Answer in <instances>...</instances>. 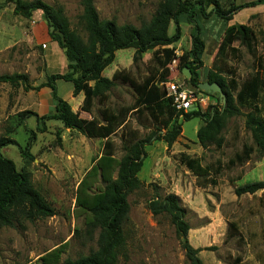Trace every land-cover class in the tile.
<instances>
[{"label":"rangeland","instance_id":"374dc122","mask_svg":"<svg viewBox=\"0 0 264 264\" xmlns=\"http://www.w3.org/2000/svg\"><path fill=\"white\" fill-rule=\"evenodd\" d=\"M43 1L61 8L69 28L82 40L87 38L79 0ZM161 1L94 0V5L100 19L139 27L149 21ZM244 1L250 0H219L223 8ZM0 4H3L0 8V75H27L25 85L0 83V137L12 138L18 144L3 147L1 153L14 162L17 170L29 172L33 186L55 211L52 216L33 221L17 217L13 226L2 227L0 264H40L41 255L61 244H64L61 260L77 259L97 248L98 230H90L84 224L85 213L77 207L76 195L86 170L103 151V139L67 129L60 121L42 122L33 115L21 116L24 110L37 112L40 105L46 113L50 112L46 90L34 87L45 82L52 73L65 72L66 59L58 45L61 54L55 50L56 43L46 41L50 38L47 28L39 25L41 20L44 22L41 11L23 17L13 13L12 3L0 0ZM237 24L243 26L244 33L234 36L232 46L237 52L227 54L223 75L227 81L233 79L240 84L259 69L262 62L264 77V5H258L241 9L229 22L214 15L200 21L204 51L197 72L201 82L206 78L225 30ZM180 27V39L169 46L174 48L176 58L192 49L193 25L182 23ZM173 32L174 24L170 22L168 33ZM248 43H251L249 48ZM154 50L143 53L135 62L134 49L117 50L115 59L102 75L111 78L113 72L119 70L141 82L153 70ZM168 68L167 81L197 92L184 78L177 59ZM71 88L69 81H56L58 95H66ZM107 94L104 104L96 97L93 99L91 113L82 111L80 106L72 110L78 112L80 118H100L99 109L109 107L116 112L121 107H130L135 100L132 88L120 80L115 81ZM216 94H202L208 96L207 105L200 106L203 111L212 105L220 107ZM241 111L247 112L244 108ZM244 121L243 114L225 118L216 137L219 142L216 143V139L202 146L197 138L198 128L204 124L201 117L189 120L180 117L181 133L171 146L155 139L144 145L146 156L138 173L141 185L127 196L129 212L122 223L125 243L117 264H187L168 216L153 215L147 207L152 197L169 193L175 194L187 210L186 221L190 226L187 238L193 247L201 249L198 256L203 264H264V189L240 196L234 192L237 186L264 180V157L253 143ZM127 126L137 131L138 138H144L156 124L146 113L138 117L131 112ZM31 131L33 139H30ZM110 139L114 144V156L120 159L125 153L121 130ZM28 143L32 160L23 157L19 149ZM244 144L253 147L250 158L242 164L228 166V160L241 151ZM182 153L198 158L202 166H210L209 175L195 176L181 163ZM89 182L94 191L104 185L99 176ZM230 223L233 228L229 227ZM207 247L211 249H205Z\"/></svg>","mask_w":264,"mask_h":264},{"label":"trees","instance_id":"16d2710c","mask_svg":"<svg viewBox=\"0 0 264 264\" xmlns=\"http://www.w3.org/2000/svg\"><path fill=\"white\" fill-rule=\"evenodd\" d=\"M82 6L81 19L87 38L82 40L78 34L69 28L68 21L61 8H56L43 0H5L12 3L13 13L30 17L33 11L43 13L47 34L63 51L66 59V70L63 73H52L47 80L35 89L46 88L54 101V113L38 115L36 112L24 110L22 117L35 116L37 121H60L63 127L76 130L90 138L103 139V151L94 159L80 181L76 195V205L84 213V224L90 230H98L97 248L89 254L77 259L61 260L64 244H61L39 257L40 264H117L124 247L122 223L127 219L129 203L127 196L139 188L141 181L138 173L146 156L144 145L152 140H163L167 147L171 146L181 133L178 119L189 120L199 116L203 125L198 128L197 138L202 146L215 141L225 118L243 114L245 127L250 131L253 143L264 157V77L260 68L247 79L238 84L235 80L227 81L223 75L226 58L229 52L236 53L232 46L235 35H243V26H228L225 30L211 67L206 72L205 82L217 83L225 94V102L216 94L220 107L214 105L206 110L195 106L186 113L175 110L171 98L161 83L167 81L168 66L177 59L180 71L187 67L191 77L187 82L196 88L197 92L210 94L198 89L201 65L200 57L204 51L203 30L200 21L211 15L224 22H229L233 15L244 8L264 5V0L244 1L238 5L223 8L219 0H162L148 22L139 27L125 23L118 25L112 20L100 19L94 0H79ZM3 4H0V8ZM170 22L174 24L173 34L168 33ZM182 23L192 24V49L176 58L174 48L181 37ZM251 43H248V48ZM134 49L133 61L155 48L152 53L153 70L141 81L136 82L124 71L115 70L111 78L102 75L104 69L115 59V52L120 49ZM218 63H222L218 65ZM69 81L72 84L73 96L83 93L80 105L82 111L91 113L93 99L100 104L108 99L107 92L115 85L116 80L128 83L135 93V100L130 107H121L116 112L109 107L99 109L100 118L84 119L74 112L67 101L58 96L57 80ZM186 79V78H185ZM202 81V82H204ZM0 83L11 86L26 84L27 75L19 73L1 74ZM247 110L242 113L241 109ZM134 112L140 117L146 113L156 124L144 138L137 137V131L127 129L129 114ZM43 129V128H42ZM124 129L125 130L124 132ZM121 130L123 150L120 159L114 156V144L110 137ZM163 130V132H162ZM34 132L31 131L30 139ZM219 139L216 140V143ZM17 145L8 137H0V229L13 226L15 218L33 221L37 218L49 217L55 214L53 207L33 186L29 172L17 170L14 162L1 153L7 145ZM29 143L24 148L19 147L23 157L30 160L33 156L28 151ZM253 147L242 145L227 162L228 166L242 164L250 158ZM181 163L197 177L208 176L210 166H202L198 158L188 154L180 155ZM99 176L104 183L102 189L93 190L89 180ZM214 183V182H213ZM264 189V180L245 183L237 186L235 194H254ZM153 215L166 214L174 227L180 246L184 251L187 264H203L198 256L200 248L193 247L187 235L190 229L186 221L187 210L180 205L178 197L169 193L163 197L154 196L147 203ZM233 228V224H229ZM205 249H211L207 247Z\"/></svg>","mask_w":264,"mask_h":264},{"label":"built area","instance_id":"2783aa9c","mask_svg":"<svg viewBox=\"0 0 264 264\" xmlns=\"http://www.w3.org/2000/svg\"><path fill=\"white\" fill-rule=\"evenodd\" d=\"M166 91V96L171 98L172 106L180 112H188L191 107L203 106L208 103V96L203 93L186 90L180 84L173 81L161 83Z\"/></svg>","mask_w":264,"mask_h":264},{"label":"crops","instance_id":"0c3cea01","mask_svg":"<svg viewBox=\"0 0 264 264\" xmlns=\"http://www.w3.org/2000/svg\"><path fill=\"white\" fill-rule=\"evenodd\" d=\"M39 25H40V27H46V25H45V23L41 20L40 21V23H39ZM46 41H48V42H51V43H55V42H53V41H51L50 39H47ZM56 45L57 44H55V50L57 51V52H59L60 54H61V51L56 47ZM47 47H48V45H47V42L45 43V49H47ZM49 64V63H48ZM48 64H47V66H48ZM66 65V64H65ZM65 70H66V68H65ZM64 70V71H65ZM59 80H61V79H59ZM45 90H46V92H44L46 95H47V100H48V102L50 103V105H51V110H50V112H45L44 111V106H42V105H40L39 106V108H38V111L36 112L38 115H48V114H53L54 113V101H53V99L52 98H50L51 96H50V94H49V91L46 89V88H44ZM81 94L82 93H79L78 95H76V96H73V93H72V88L66 93V95H58V96H60L62 99H64L65 101H67L68 103H69V105L71 106V108H77V107H79L80 105H81V103H82V100H83V98L81 97ZM69 98H68V97ZM77 97H79V100H77ZM71 102H73L74 104L72 105V103Z\"/></svg>","mask_w":264,"mask_h":264},{"label":"water","instance_id":"95a60500","mask_svg":"<svg viewBox=\"0 0 264 264\" xmlns=\"http://www.w3.org/2000/svg\"><path fill=\"white\" fill-rule=\"evenodd\" d=\"M181 72L184 78L189 79L191 77V72L187 67H183ZM198 89L203 92L217 93L221 98V103L223 104L225 102V94L217 83L200 82Z\"/></svg>","mask_w":264,"mask_h":264}]
</instances>
